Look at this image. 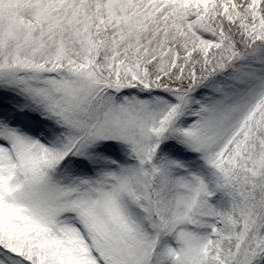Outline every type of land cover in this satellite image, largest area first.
I'll return each instance as SVG.
<instances>
[{
    "label": "snow or ice",
    "instance_id": "6c2138e0",
    "mask_svg": "<svg viewBox=\"0 0 264 264\" xmlns=\"http://www.w3.org/2000/svg\"><path fill=\"white\" fill-rule=\"evenodd\" d=\"M0 264H264V0H0Z\"/></svg>",
    "mask_w": 264,
    "mask_h": 264
}]
</instances>
